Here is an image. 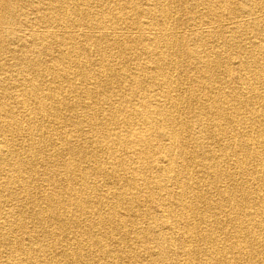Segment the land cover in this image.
<instances>
[{"label":"bare ground","instance_id":"1","mask_svg":"<svg viewBox=\"0 0 264 264\" xmlns=\"http://www.w3.org/2000/svg\"><path fill=\"white\" fill-rule=\"evenodd\" d=\"M262 155L264 0H0V264H264Z\"/></svg>","mask_w":264,"mask_h":264},{"label":"rangeland","instance_id":"2","mask_svg":"<svg viewBox=\"0 0 264 264\" xmlns=\"http://www.w3.org/2000/svg\"><path fill=\"white\" fill-rule=\"evenodd\" d=\"M27 11V14L28 13H30V15L31 16H33L32 15V13H33V10L30 8V6H28L27 7V9H26ZM214 45H216V42L214 41V43H213ZM5 68H7V69H10V68H12L11 67V63L10 62H8L7 63V65L5 66ZM231 84H233V86H234V83H231ZM257 102V101H256ZM261 106H262V102L259 100L258 101V103L255 105V107L257 108V109H260L261 110ZM229 128H231V127H229ZM235 128V125H233V129ZM238 132V131H237ZM230 135V133H228V136ZM238 135H239V133H238ZM227 135L224 137V138H220L221 139V141H219V143H218V145H219V147H218V151H217V154H219V155H221V149H220V147L223 145V144H226V142H227V137H228ZM242 137H244L243 135H241ZM229 138V137H228ZM231 148H234V146H231ZM216 150V149H215ZM263 156V159H264V155H262ZM69 159V156L68 155H64L63 157H62V160L63 161H65V160H68ZM223 161H224V168H225V171H226V174L229 176V178L228 179H222L219 183H217L216 185H213L211 188H208V187H206V186H204V189H203V192H205L204 194L208 197V198H213V200H214V202L215 201H217L218 199H219V191L218 190H216L217 188H219V189H226V188H230L231 187V184L233 183V181H231L230 180V178H233V179H235L236 180V182H234V183H236V185H242V177L243 178H245V176L246 177H259V176H262V175H264V167H263V170L262 171H259L258 169H257V173L255 174V173H252V171L250 170L249 171V173L248 174H246V175H243L242 177L240 176V175H237L238 174V172L240 171V168L236 165V162H235V159L233 158V157H227V156H223ZM236 167V168H235ZM227 168V169H226ZM232 173H234V174H232ZM252 173V174H251ZM192 174L193 175H195L196 174V172L193 170V172H192ZM257 175V176H256ZM235 176V177H234ZM3 178H5L3 175H0V181L1 180H3ZM204 179V178H203ZM207 179L205 178V181H206ZM225 180V181H224ZM95 182H96V184H97V189H101V187L100 186H102V189H104V188H110V189H114V185H112V183H105L104 182V179L103 178H101V177H98V178H96L95 180H94ZM204 181V182H205ZM257 184V185H256ZM105 185L107 186V187H105ZM43 184H41V183H36L35 185L34 184H31V188L33 189V195H36L37 193H38V191L40 190V189H42L43 190ZM256 187H257V190L259 191V194H263L264 193V183L263 182H261V181H259V182H256V183H254V184H250V185H248V186H246L245 187V189H248V191L250 192V190H251V192L253 191V192H257V190H256ZM262 187H263V189H262ZM37 191V192H36ZM206 191H208V192H206ZM101 193H103L102 191H100ZM218 194V195H217ZM8 195V192H5V193H3V196H7ZM253 197L255 196V193H253V194H251ZM148 207L150 208V210L152 211V212H154L155 213V211H156V206L154 205V204H151V205H148ZM5 209H7V207H4V211H5ZM106 209V208H105ZM144 209H148L146 206H143V207H140V208H138V210H140V211H143ZM212 216H217V217H219L222 221H224L225 220V213L223 212V211H221V210H219V209H213L212 210V214H211ZM243 221V220H242ZM0 222H2L1 220H0ZM223 225H225L224 227H229L228 226V224H224L223 223ZM31 232H33L34 233V231H35V234L37 235V233H39V228H38V226H36L34 223H31V224H29V228H28ZM51 229H53V227H50V229L49 230H51ZM225 232H218L217 234L219 235V237L221 238V239H223L222 240V242L224 241V239H226L227 240V237L229 236V234L227 233H225ZM15 235V234H14ZM22 240H23V243L24 244H27V245H29V244H31V241L29 240V237H24V238H22ZM70 245V242L68 243V242H64V243H61L58 247H57V250H55L54 251V256H56L58 253H59V251L63 248V247H68ZM13 246V245H12ZM115 248V252H122V251H127V252H129V253H131V252H133V251H136L138 254L141 252L140 251V246L138 245V243L137 242H135V240H132V237H130V238H128L127 239V242L126 243H124V244H122L121 246H115L114 247ZM262 258V259H261ZM261 258L259 259V261H264V254L263 255H261ZM2 260H5V258L3 257L2 259H1V261ZM261 264H262V262H261Z\"/></svg>","mask_w":264,"mask_h":264}]
</instances>
